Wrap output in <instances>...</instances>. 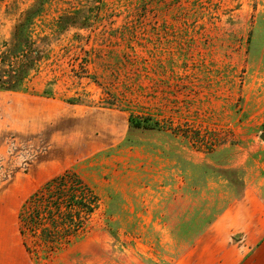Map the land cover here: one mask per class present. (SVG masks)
<instances>
[{"label": "rangeland", "instance_id": "1", "mask_svg": "<svg viewBox=\"0 0 264 264\" xmlns=\"http://www.w3.org/2000/svg\"><path fill=\"white\" fill-rule=\"evenodd\" d=\"M263 132L264 0H0V258L187 259L236 199L264 207ZM67 169L98 204L54 248L20 213Z\"/></svg>", "mask_w": 264, "mask_h": 264}, {"label": "trees", "instance_id": "2", "mask_svg": "<svg viewBox=\"0 0 264 264\" xmlns=\"http://www.w3.org/2000/svg\"><path fill=\"white\" fill-rule=\"evenodd\" d=\"M27 23H19L17 36L22 37ZM21 80L29 73L28 67H21ZM15 90V89H14ZM136 127L147 128L148 121L133 119ZM26 215L25 204L20 213L21 222L30 230L41 231V237L54 248L62 245V239L78 235L85 228V221L96 209L98 198L94 190L74 171L67 169L47 181L34 193L29 201ZM50 221L51 225L46 224ZM20 225L21 234H25ZM26 246V244H25Z\"/></svg>", "mask_w": 264, "mask_h": 264}, {"label": "crops", "instance_id": "3", "mask_svg": "<svg viewBox=\"0 0 264 264\" xmlns=\"http://www.w3.org/2000/svg\"><path fill=\"white\" fill-rule=\"evenodd\" d=\"M261 203L258 196L236 199L199 236L187 259L172 264H264ZM140 263L145 264H134ZM0 264H20V253L15 260L0 258Z\"/></svg>", "mask_w": 264, "mask_h": 264}, {"label": "bare ground", "instance_id": "4", "mask_svg": "<svg viewBox=\"0 0 264 264\" xmlns=\"http://www.w3.org/2000/svg\"><path fill=\"white\" fill-rule=\"evenodd\" d=\"M6 243L7 240L5 239L4 234L2 232V228L0 227V250L2 252H4V250L6 249Z\"/></svg>", "mask_w": 264, "mask_h": 264}, {"label": "water", "instance_id": "5", "mask_svg": "<svg viewBox=\"0 0 264 264\" xmlns=\"http://www.w3.org/2000/svg\"><path fill=\"white\" fill-rule=\"evenodd\" d=\"M261 138L264 139V132L261 134Z\"/></svg>", "mask_w": 264, "mask_h": 264}]
</instances>
